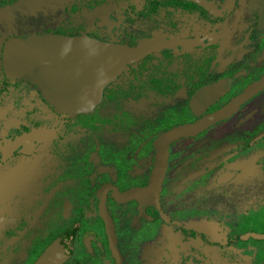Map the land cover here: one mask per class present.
I'll return each mask as SVG.
<instances>
[{
	"label": "flooded vegetation",
	"instance_id": "flooded-vegetation-1",
	"mask_svg": "<svg viewBox=\"0 0 264 264\" xmlns=\"http://www.w3.org/2000/svg\"><path fill=\"white\" fill-rule=\"evenodd\" d=\"M80 1L57 30L32 33H86L134 48L157 36L168 46L127 63L92 111L67 116L34 82L5 72L7 40L32 33H0V116L15 119L0 131V264H130L141 235L146 250L163 243L159 261L168 264H236L232 252L264 264V84L228 115L166 143L156 203L120 199L151 183L161 135L224 109L264 78V0L257 8L206 0L214 9L197 0ZM223 39L232 43L220 58ZM238 62L239 70L225 65ZM220 82L217 95H200Z\"/></svg>",
	"mask_w": 264,
	"mask_h": 264
},
{
	"label": "water",
	"instance_id": "water-1",
	"mask_svg": "<svg viewBox=\"0 0 264 264\" xmlns=\"http://www.w3.org/2000/svg\"><path fill=\"white\" fill-rule=\"evenodd\" d=\"M197 1L214 9L206 0ZM167 44L157 36L141 40L134 48L127 44L102 41L86 33L81 35L32 33L7 40L4 49V69L11 80L24 78L34 82L45 99L58 112L71 116L92 111L101 101L105 86L115 79L127 63L137 62L145 53L160 50L168 46ZM263 84L264 78L252 84L224 109L204 117L195 124L177 127L161 135L156 141L158 157L151 183L144 190L136 189L134 192L123 193L120 199L135 195L141 204L145 198L150 203H156L166 164V143L181 133L193 132L228 115L238 102ZM224 88V83L220 82L205 87L200 95L212 98ZM102 211L106 216L104 198ZM110 231L113 233L111 227ZM69 254L70 251H66L63 257Z\"/></svg>",
	"mask_w": 264,
	"mask_h": 264
},
{
	"label": "rangeland",
	"instance_id": "rangeland-1",
	"mask_svg": "<svg viewBox=\"0 0 264 264\" xmlns=\"http://www.w3.org/2000/svg\"><path fill=\"white\" fill-rule=\"evenodd\" d=\"M86 1V0H81ZM80 1V2H81ZM79 3L78 0H16L14 3L7 5L5 8H0V33L5 32L6 34L4 37L13 36V35H24L26 33H32V32H43V31H55L57 30V26L62 23L61 21L66 18L69 8L71 7L72 3ZM253 5L257 8L259 4L258 1L253 0ZM84 3V2H82ZM261 8H264L261 6ZM86 17L90 16L91 13L89 12L88 6L86 7ZM79 11L71 12V17H77ZM83 20V18H82ZM56 24V25H55ZM222 47L220 48L221 53L219 52V57L223 58L225 57V53L227 52L226 46L228 44L232 43V40L223 39ZM230 61L226 58L223 59L224 63H228ZM228 66L229 70L235 69L239 70L243 67L240 62L233 63V65L225 64ZM264 67V63L260 65ZM264 69V68H263ZM219 70V68H218ZM221 70V68H220ZM176 101V100H175ZM174 102V101H172ZM171 102L166 103V105H169ZM163 106V105H162ZM161 109V107H157L155 109ZM157 111V110H154ZM161 111V110H158ZM15 121L14 117H7L3 114L0 116V131L3 132L5 128H7L10 124H12ZM39 132V137L43 138L46 137L47 139H50L52 137V132H48L46 135H43L41 133V130H37ZM35 132V131H34ZM227 132L225 128H222L219 131L213 132L212 136L217 137L218 133H225ZM220 138V137H219ZM43 140V139H42ZM44 141V140H43ZM105 142L107 145H110L113 143V139L106 138ZM204 149L203 145L199 146L198 150ZM200 152V151H199ZM177 160L174 159L171 163V166L174 170L177 171ZM174 172V171H173ZM175 173V172H174ZM67 175V174H66ZM68 176V175H67ZM33 189H30V192L32 193ZM204 191H200V195H202ZM259 225L258 219L255 217L252 220V225ZM123 228V227H122ZM126 231H128V226H126ZM160 229V228H159ZM124 230L121 232L123 233ZM175 241L177 240L176 234H174ZM130 238V237H129ZM133 241L131 240V243ZM169 241L166 242L168 244ZM148 242L144 240V237L141 235V238L139 240V249L140 253L135 256L130 264H164L166 262H160L159 259V251L162 249L160 247L161 244H163L161 241H157L153 246L145 249L147 247ZM151 249V252L148 251ZM156 254V255H155ZM180 256L176 257L177 261H180ZM228 260L232 259V263H234V260H236V264H244L247 262L249 264V257L248 256H239L236 252H232L230 256H227ZM234 259V260H233ZM219 260H224V257H220ZM169 263V262H168ZM166 263V264H168Z\"/></svg>",
	"mask_w": 264,
	"mask_h": 264
},
{
	"label": "trees",
	"instance_id": "trees-1",
	"mask_svg": "<svg viewBox=\"0 0 264 264\" xmlns=\"http://www.w3.org/2000/svg\"><path fill=\"white\" fill-rule=\"evenodd\" d=\"M13 0H0V7L7 4V3H10L12 2Z\"/></svg>",
	"mask_w": 264,
	"mask_h": 264
}]
</instances>
